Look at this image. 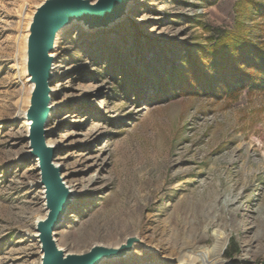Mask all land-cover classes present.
Wrapping results in <instances>:
<instances>
[{"label":"rangeland","instance_id":"obj_1","mask_svg":"<svg viewBox=\"0 0 264 264\" xmlns=\"http://www.w3.org/2000/svg\"><path fill=\"white\" fill-rule=\"evenodd\" d=\"M46 1L0 0V264H41L43 255L32 233L47 216L45 189L28 118L17 117L29 110L25 46ZM130 4L107 28L69 25L50 55L46 144L55 141L52 163L80 192L57 244L85 254L142 242L129 260L103 264H264V89L221 95L219 81L215 92L167 83L209 38L240 28L264 43V18L249 0ZM218 231L227 241L213 259Z\"/></svg>","mask_w":264,"mask_h":264},{"label":"water","instance_id":"obj_2","mask_svg":"<svg viewBox=\"0 0 264 264\" xmlns=\"http://www.w3.org/2000/svg\"><path fill=\"white\" fill-rule=\"evenodd\" d=\"M131 0H47L35 12L27 40V72L35 88L32 91L28 120H32L29 130L32 158H39L40 181L45 189L46 208L50 210L45 220L37 222L41 249L44 254L42 264H103L122 261L132 252L135 244L142 242L137 237H129L125 243L110 248L93 245L85 254L59 250L53 237L56 228L63 221L73 195L63 183L59 169L53 166V152L47 147V120L50 116V83L55 41L63 29L73 23L82 22L88 29L107 28L127 14Z\"/></svg>","mask_w":264,"mask_h":264},{"label":"trees","instance_id":"obj_3","mask_svg":"<svg viewBox=\"0 0 264 264\" xmlns=\"http://www.w3.org/2000/svg\"><path fill=\"white\" fill-rule=\"evenodd\" d=\"M249 5L264 18L262 2L249 0ZM247 35L245 30L239 28L238 33L209 38L211 44L208 48H199L196 55L190 51L184 57L185 68L177 69L174 75L168 72L170 79L167 83L179 90L195 91L201 88L205 92H215L213 85L219 81L221 89L218 92L221 95L246 87L260 86L264 89V43L254 45ZM167 88L166 85L160 86L162 92H166ZM233 251L231 247L229 258L234 256Z\"/></svg>","mask_w":264,"mask_h":264},{"label":"bare ground","instance_id":"obj_4","mask_svg":"<svg viewBox=\"0 0 264 264\" xmlns=\"http://www.w3.org/2000/svg\"><path fill=\"white\" fill-rule=\"evenodd\" d=\"M92 1V0H91ZM93 2V1H92ZM131 3V2H130ZM129 3V7H128V11H127V13L129 12V9L131 8V4ZM126 16V15H125ZM121 20H122V18H121ZM120 20V21H121ZM119 21V22H120ZM69 28V25L68 26H66L64 29H63V31L62 32H64V31H66L67 29ZM59 37H61V36H59ZM58 37V38H59ZM57 38V40L55 41V46H57L58 47V45L61 43V38L60 39H58ZM27 39H28V37H27ZM26 45H27V41H26ZM54 49H55V47H54ZM25 51H26V46H25ZM55 53H56V51L54 50L53 52H52V56H55ZM26 54H27V51H26ZM26 59H27V55H26V58H25V63H26ZM56 69H57V66H55V68H54V66H53V68H52V70H51V75H52V77H51V83H52V81H54V78H55V75H56ZM26 73H27V70H26ZM27 81L29 82V84H25V87H24V94L27 96L26 97V99H25V105H28V100L30 101V99H31V96H32V91L34 90V88H35V84L32 82V80H31V77L30 76H28V78H27ZM50 83V84H51ZM51 90V89H50ZM51 92L52 91H50V94H51ZM53 97H54V95L53 94H51V96H50V98H51V102H50V108H51V111H50V116H49V118H48V120H47V126L46 127H48V122H49V120L51 119V114H52V112H53V107H52V101H53ZM27 109L26 108H24V109H22V111L19 113V115H18V117H17V119H19V120H21L22 118H26L27 117ZM26 124H27V126L29 127V130H30V128L32 127V125H33V123H32V120H27V122H26ZM29 130H28V133H29ZM54 144H55V141H52L47 147L51 150V152H53L54 153V151H52L53 150V147H54ZM57 165H58V163H55V164H53V166L56 168L57 167ZM39 171V170H38ZM62 179H63V183L64 184H66V185H69V188L72 190V192H71V190H70V192H71V194L73 195V202H74V195L75 196H77L76 194L78 193H80V192H78L77 190H78V188H77V185L76 184H74V183H72L71 181H69V180H67L66 179V176L63 174L62 175ZM45 191V190H44ZM44 197H46L45 196V192H44V195H43ZM73 204V203H72ZM71 204V205H72ZM45 205H46V202H45ZM71 205H69V206H71ZM46 209V215L47 216H45V217H42V218H40V219H38L37 221H36V223H35V225H36V230L32 233V237L33 238H36V240H39L40 241V244H41V239H40V233H39V231L37 230V222H39L40 220H45L47 217H48V215H49V212H50V210L48 209V208H45ZM68 209H69V207H68ZM67 209V213H69L70 211ZM67 214H65V216H66ZM65 216H64V218H63V221L60 223V225L58 226V228H56L55 229V231H54V233H53V237H54V239L57 241V239L55 238V236H56V234L58 233V230H59V228H60V226L64 223V219H65ZM66 219H67V217H66ZM217 235H216V241H215V246H214V250H213V252L211 253V257L214 259H216V258H220V257H222V255H223V252H224V250H225V245H226V241H227V235L226 234H224L223 232H220V231H218L217 233H216ZM126 241V240H125ZM58 243V242H57ZM125 243V242H124ZM58 248H59V250H61V251H63L64 253H66L65 252V250L63 249V248H60L59 247V245H58ZM133 251V250H132ZM134 252V251H133ZM133 252H131V253H129V255L127 256V258H125L124 260H129V258H131V256L133 255L132 253ZM192 253V254H194L193 253V251H192V249H190L187 253ZM43 254V253H42ZM67 255H70V253H66ZM43 256H44V254L42 255V258H43ZM188 259L189 258H191V257H187ZM123 260V261H124ZM115 262V261H114ZM113 262V263H114ZM41 264H42V260H41ZM128 264H135L134 262H129ZM213 264H215V263H213ZM216 264H225V263H223L222 261H218Z\"/></svg>","mask_w":264,"mask_h":264}]
</instances>
